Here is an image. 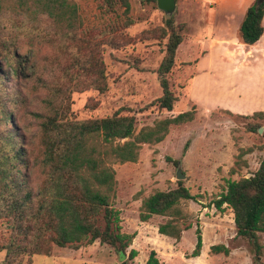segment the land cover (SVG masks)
Returning a JSON list of instances; mask_svg holds the SVG:
<instances>
[{"label": "trees", "instance_id": "trees-1", "mask_svg": "<svg viewBox=\"0 0 264 264\" xmlns=\"http://www.w3.org/2000/svg\"><path fill=\"white\" fill-rule=\"evenodd\" d=\"M101 1L105 12H113L116 4L124 11L128 8L125 0ZM263 10L264 0H253L246 8L237 29L244 46H252L261 36ZM164 25L165 29H159L160 38L165 39L164 52L154 71L161 94L155 103L169 112L175 97L167 75L182 41V29L171 16L165 18ZM116 30L111 25L101 31L110 34L93 40L82 29L71 0H0V222L8 231L0 245L4 252L0 264H21L24 257V264H29L30 256L48 257L52 246L76 250L94 241L111 248L121 264L137 254L133 249L126 253L134 234L120 232L118 212L110 205L115 186L112 165L135 162L140 144L160 142L169 127L191 121L193 112L155 121L135 135L133 117L120 115L119 110L99 119L69 118L72 92L105 91L100 53L104 47L116 46ZM41 49H49L51 58L44 59L38 75L35 69L25 75L32 57ZM63 57L67 59L60 75L42 80L39 75L50 72L58 65L57 58ZM29 78L46 92L42 111L31 113L37 120L38 138L37 154L32 159L13 117L21 94L18 85ZM251 118L264 119V115L255 112ZM260 134L264 139V129ZM32 168L40 176L34 187L29 178ZM193 200L177 181L173 189L154 191L140 199L137 218L147 222L152 216L163 217L156 233L178 241L191 227L183 207ZM213 206L217 211L222 206L230 209L235 236L245 242L252 264H261L264 245L258 235L264 233V158L247 178L227 181ZM194 237L190 258L198 257L201 248L197 226ZM209 252L228 254L223 245H212ZM143 264H159L153 250Z\"/></svg>", "mask_w": 264, "mask_h": 264}, {"label": "rangeland", "instance_id": "rangeland-1", "mask_svg": "<svg viewBox=\"0 0 264 264\" xmlns=\"http://www.w3.org/2000/svg\"><path fill=\"white\" fill-rule=\"evenodd\" d=\"M71 1L87 35L99 39L100 34H110L101 32L102 29L114 25L117 44L114 48L104 47L100 53L106 75L105 91L72 92L70 119H99L119 110L120 115L133 117L135 135L155 121L193 112L191 121L169 127L160 142L140 144L135 162L112 165L115 186L110 205L118 212L120 232L134 234L126 253L129 249L137 253L126 264H143L150 250L159 264H252L253 257L245 242L235 236L230 209L222 206L217 211L213 201L225 190L227 181L247 178L264 158V139L257 133V129H264V119L251 118L255 112L264 115V63L249 56L251 48L246 46L242 48L245 56L240 52L232 62L218 54L217 44L212 42L216 38L209 30L214 2L175 0L172 13L164 14L157 9L155 0H125L126 11L116 4L111 13L104 11L101 0ZM169 16L181 27L182 41L167 75L175 102L171 111L166 112L155 103L161 93L154 71L164 52L165 39L160 38L159 29H165L164 20ZM228 34L225 33V39L230 41L233 37ZM50 54L49 49L36 51L25 75L29 76L34 69L38 75ZM66 59L57 58L58 65L40 78L54 80ZM199 60L202 64L197 67ZM36 85L32 78L19 83L21 94L13 116L27 151L31 152L30 159L38 150L37 120L31 113L42 111L46 96ZM174 160L178 165L172 163ZM176 171L183 176L181 180L176 179ZM29 172L34 187L40 176L34 168ZM177 181L182 182L194 200L183 207L191 227L175 241L156 233V225L165 220L163 217L152 216L147 222H140L137 214L140 199L154 191L173 189ZM196 226L201 248L198 257L190 258ZM7 237L8 231L0 222V245ZM258 237L264 245V233ZM212 245L225 246L228 254H211ZM3 256L0 251V261ZM28 262L121 264L112 249L98 241L76 250L52 246L48 257L30 256Z\"/></svg>", "mask_w": 264, "mask_h": 264}, {"label": "crops", "instance_id": "crops-1", "mask_svg": "<svg viewBox=\"0 0 264 264\" xmlns=\"http://www.w3.org/2000/svg\"><path fill=\"white\" fill-rule=\"evenodd\" d=\"M207 2H214V8L212 10L211 26L209 25V30L214 34L212 42H214L215 47L219 49L218 54L228 59L232 62L236 54L240 52L245 56V47L239 42L237 29L242 20L246 8L253 2V0H205ZM262 34L259 39L252 45L246 46L251 48L249 56L256 58L260 63H264V10L261 19ZM218 29V30H215ZM215 30V31H214ZM225 33H229L228 36L233 37L230 41L225 39ZM230 39V38H229ZM232 43L236 46L232 47ZM234 48V49H233ZM233 56V57H231ZM202 60L197 61L196 66L198 67ZM220 62V61H218ZM211 64L208 63L207 65ZM208 67V66H207ZM231 66L229 65V68ZM210 69V68H208Z\"/></svg>", "mask_w": 264, "mask_h": 264}, {"label": "water", "instance_id": "water-1", "mask_svg": "<svg viewBox=\"0 0 264 264\" xmlns=\"http://www.w3.org/2000/svg\"><path fill=\"white\" fill-rule=\"evenodd\" d=\"M156 7L160 11H162L164 14H171L174 6H175V0H155ZM261 129H257V133H261ZM175 177L177 180H181L183 176L179 173V171H176Z\"/></svg>", "mask_w": 264, "mask_h": 264}]
</instances>
